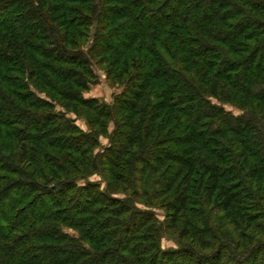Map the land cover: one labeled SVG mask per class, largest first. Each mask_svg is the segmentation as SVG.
Returning a JSON list of instances; mask_svg holds the SVG:
<instances>
[{"label": "trees", "instance_id": "16d2710c", "mask_svg": "<svg viewBox=\"0 0 264 264\" xmlns=\"http://www.w3.org/2000/svg\"><path fill=\"white\" fill-rule=\"evenodd\" d=\"M96 65L125 85L110 108L82 96ZM40 94L104 129L113 116L122 152L98 161L92 136L48 129L54 107ZM99 166L105 190L88 179ZM165 223L184 245L162 249ZM262 254L264 0H0V264H264Z\"/></svg>", "mask_w": 264, "mask_h": 264}, {"label": "rangeland", "instance_id": "374dc122", "mask_svg": "<svg viewBox=\"0 0 264 264\" xmlns=\"http://www.w3.org/2000/svg\"><path fill=\"white\" fill-rule=\"evenodd\" d=\"M90 42L88 45H86L85 50H88L90 47ZM96 73V79L91 82L89 85V90H85L82 92V96L84 100H95L98 102L99 107L100 106H108L109 108L114 104L115 98L122 95L124 92V84H120L119 82H116L115 79L108 75V72L104 67L96 65L93 67ZM43 98H45L47 101L52 103L53 109L52 111L54 114L52 125L48 126V129H56L57 126L61 127H67V128H73L76 127L77 129L81 130L84 134L92 136V142L90 145H88V150L91 152V156L98 161H107L109 160V157L112 155L111 152H116V155H118L119 150H121V146L118 144H113L112 142V133L115 130L116 122L115 118L112 116L110 119L100 117V126H105L104 128L98 127L94 124H91L89 122V119L87 118V112L84 113V108H82L81 112L83 113L76 114L74 111L66 110L61 104L52 98H48L46 94H40ZM124 98V97H123ZM214 105H218L220 107L225 108L227 112L232 113L235 116H241L244 114V111L239 109L237 106L231 105V104H224L220 102L217 99L211 100ZM104 111V110H103ZM107 111V110H106ZM105 111V112H106ZM126 130V129H125ZM61 138H67V139H73L77 138V135L67 134V136ZM62 156H65L66 153L60 154ZM74 157H77L76 155H71ZM107 159V160H106ZM100 169L96 172H91L88 176V179L91 183L97 184L100 190H105L107 188V179H104L103 175H106L103 171V166H99ZM107 168V167H106ZM139 168V166H137ZM135 177H139L137 174ZM139 179V178H137ZM134 180V179H133ZM78 183L81 185H84L86 183V180H78ZM120 185V184H118ZM117 187V188H116ZM119 186H115L111 189L110 193L112 196L116 199L124 200L125 199V193L121 192ZM141 192H139V195ZM144 198L138 199V206L141 209H148L147 206L143 201ZM157 202L155 201V206L153 208H149L154 213L157 214V217L159 221L165 222V210L159 206H157ZM159 203V202H158ZM251 204V203H249ZM226 225L223 226L222 229L226 231L227 233L231 232L234 228L232 224L229 223L228 219H225ZM166 223L164 224V227L162 228V240H161V246L163 250L168 249H177L179 246L184 245L180 244L182 241L179 240L178 233L176 232L175 228H167ZM180 225V224H178ZM179 227V226H178ZM65 231L72 236H78L77 231H73L71 229L66 228ZM184 243V242H182ZM261 259L264 258V254H262Z\"/></svg>", "mask_w": 264, "mask_h": 264}]
</instances>
